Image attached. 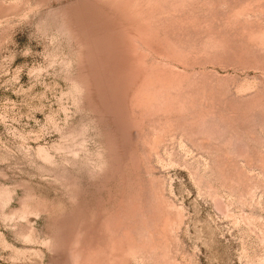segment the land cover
Segmentation results:
<instances>
[{"label":"rangeland","instance_id":"rangeland-1","mask_svg":"<svg viewBox=\"0 0 264 264\" xmlns=\"http://www.w3.org/2000/svg\"><path fill=\"white\" fill-rule=\"evenodd\" d=\"M0 264H264V0H0Z\"/></svg>","mask_w":264,"mask_h":264}]
</instances>
